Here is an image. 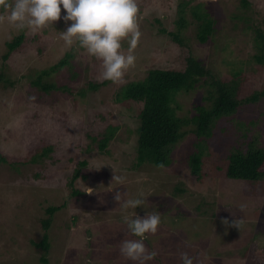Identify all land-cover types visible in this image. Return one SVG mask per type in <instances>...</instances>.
Returning <instances> with one entry per match:
<instances>
[{
  "label": "rangeland",
  "instance_id": "rangeland-1",
  "mask_svg": "<svg viewBox=\"0 0 264 264\" xmlns=\"http://www.w3.org/2000/svg\"><path fill=\"white\" fill-rule=\"evenodd\" d=\"M187 1L136 0L141 31L131 52L136 59L116 82L103 79L102 60L78 41L65 44L60 35L66 28L62 18L35 32L21 29L8 20L10 9L5 7L15 0L0 2V73L3 67L12 83L0 84V154L6 159L0 161V264H42L43 251L32 243L43 237L46 211L59 206L62 209L52 216L50 264L126 263L120 252L127 232L125 216L156 211L166 199L171 203L176 186L187 192L174 197V205L190 212L178 226L186 229L179 236L203 241L196 248L178 246L174 253L164 248L165 258L179 261L178 256L187 252L201 264H264V181L249 185L226 174L233 148L247 150L252 144L264 149V97L217 121L210 138L187 133L175 147L169 167L137 165L143 104L120 96L151 69L182 70L194 57L217 79L238 82L240 100L264 91V64L255 60L261 55L257 33L264 35V0H191L192 7L200 5L214 21V33L204 44L190 9L187 25L181 29L176 23L179 6ZM245 1L250 6H244ZM64 13L61 8V16ZM170 33L179 34L182 43ZM20 34L25 37L23 44L5 61L6 43ZM121 43V50L129 54L128 40ZM68 53L72 54L69 64L45 78L58 91L47 95L32 84L41 71ZM204 82L178 95L179 117L192 119L198 107L210 106L212 88ZM92 84L102 85L94 89ZM111 126L117 130L102 151L100 142ZM186 129L193 130V125ZM48 148L51 152L44 156ZM197 152H203L201 177L192 174L189 162ZM113 176L125 179L120 182ZM117 192L122 197L119 202L113 199ZM137 197L145 203L135 209L121 207ZM204 199L213 204L214 223L208 215L193 212ZM224 218L238 227H229Z\"/></svg>",
  "mask_w": 264,
  "mask_h": 264
},
{
  "label": "trees",
  "instance_id": "trees-1",
  "mask_svg": "<svg viewBox=\"0 0 264 264\" xmlns=\"http://www.w3.org/2000/svg\"><path fill=\"white\" fill-rule=\"evenodd\" d=\"M191 5L190 0L179 6V19L176 23L181 29L184 28L187 25L186 12L190 9L193 18L199 22L198 39L204 44L214 33V21L209 18L207 13H203L200 5L193 7ZM244 6H250V3L245 1ZM170 34L174 37L175 41L180 44L182 43L179 34ZM257 35L260 41L261 55L257 56L255 60L263 65L264 35L260 32L259 34L257 33ZM24 39V35L20 34L13 41L6 43L8 51L3 55L5 61H8L11 55L21 47ZM71 57L72 54L68 53L56 65L41 71L37 80L33 81L32 84L47 93V95H52V93L58 91L59 87L54 83H46L45 78H49L53 73H57L66 67ZM3 70V67H1L0 84H12L6 79L7 76L2 73ZM238 74L239 72L237 75ZM202 79H205L203 86L209 85V87L212 88V91H208L209 95L207 98L210 102V106L198 107V114L192 119L179 117L175 107L178 95L195 90ZM100 85L102 84H92L91 87L97 89ZM238 87V82L233 81L231 84H228L217 79L211 70L194 57H189L187 59L185 68L182 70L151 69L143 80L128 84L123 89L120 99L143 104V108L139 115L140 124L137 130V165L142 166L148 164L156 168H162L160 166L162 164L164 168L169 167L172 164V153L175 147L182 141L187 133L193 132L200 139L210 138L213 135V130L217 121L223 117L234 115L243 105L256 103L264 97V91H262L240 100L237 97ZM2 89L6 91L7 85H5L4 88L2 87ZM190 125H193V130L188 131L186 128ZM116 130L117 128L112 126L106 130L100 142L102 151L107 148ZM50 152L51 148H48L43 155L48 156ZM43 155L40 156L43 157ZM0 161L6 163L5 157L1 154ZM189 162L192 174L201 177L203 170V152L192 154ZM85 165L86 163L81 164L82 167ZM226 174L229 179L243 181L249 185H258L262 183L264 181V149L252 144H250L247 150L237 147L233 148L228 156ZM75 177L76 179L80 177L79 170H77ZM174 189L173 199H171L172 202L169 203L170 201L167 202L168 199H166L167 201L162 202L161 207L156 210L161 216V224L158 226V231L155 234L145 235V243L149 246L150 250H155L157 252L156 257L150 261L149 264H181L180 260L177 261L171 257L165 258L163 256V249H168L170 252L174 253V248L176 249L178 246L184 245L196 248L195 245L203 241L201 238L193 239L191 237L185 241L184 238L182 239L181 236H179V233H181V231L186 232V229L178 228V226L186 220L190 212L188 209H185L187 210L185 211L181 206L174 205V197L186 193L187 190L177 186L174 187ZM206 203L209 206H207ZM172 205H174V207ZM204 206H207L206 210H203V208H205ZM212 206L204 199L203 202L193 208V212H199L203 216L208 215L210 217V222L214 223L216 213L212 210ZM60 209H62L61 206L51 207L46 211L48 218L41 221L43 237L39 242L33 241L32 243L36 248L43 251L40 258L42 264H50L52 250L50 229L52 216ZM194 234L199 235L197 230ZM184 242L187 243L183 244ZM178 257L180 258V256ZM193 258L194 264H201L197 256H193ZM117 264H134V262L128 260L126 263L117 262Z\"/></svg>",
  "mask_w": 264,
  "mask_h": 264
},
{
  "label": "clouds",
  "instance_id": "clouds-1",
  "mask_svg": "<svg viewBox=\"0 0 264 264\" xmlns=\"http://www.w3.org/2000/svg\"><path fill=\"white\" fill-rule=\"evenodd\" d=\"M2 2V0H0ZM10 9L8 20L18 28H30L33 32L43 28L49 22L63 19L65 30L60 35L67 46L74 41L87 50L90 55L102 60V77L113 82L123 78L125 71L134 64L135 56L131 54L141 37L137 14L136 0H15L13 4H6ZM61 8L65 10L61 16ZM71 21V23H68ZM127 39L129 54L122 49V40ZM163 167V165H160ZM123 182L125 177L113 176ZM121 194L113 199L121 201ZM142 198H129L121 207L125 210L135 209L143 205ZM127 232L120 242V252L134 264H149L156 255L145 243L146 234H155L161 224L158 212L125 216ZM224 222L229 227H238L236 222ZM138 237V238H131ZM181 264H194V258L187 252L180 255Z\"/></svg>",
  "mask_w": 264,
  "mask_h": 264
}]
</instances>
